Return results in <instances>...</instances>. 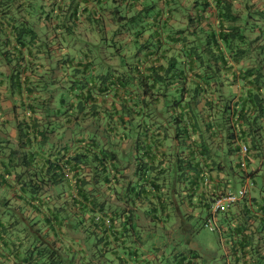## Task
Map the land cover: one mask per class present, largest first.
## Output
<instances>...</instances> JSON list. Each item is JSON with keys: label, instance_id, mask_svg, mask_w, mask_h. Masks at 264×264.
I'll use <instances>...</instances> for the list:
<instances>
[{"label": "trees", "instance_id": "16d2710c", "mask_svg": "<svg viewBox=\"0 0 264 264\" xmlns=\"http://www.w3.org/2000/svg\"><path fill=\"white\" fill-rule=\"evenodd\" d=\"M97 1L105 4V0ZM167 2L168 10L165 13L163 10L158 11V18L155 16L159 28L154 37L164 30V39L170 46L162 53L160 50L163 46L159 38L155 39L157 46L152 51L153 45L149 44V39L141 42L140 37L134 36L129 28L135 18L129 20L122 7L116 8L118 13L115 23H119V31L113 36L108 35L104 21L94 17L91 20L96 25L94 38L90 45L85 46L87 51L84 52L88 60L75 63L74 58L73 63L65 67L71 73V79L56 77L27 82L34 86V90H29L32 96L25 97L27 110L23 120L16 119L17 123L34 124L36 128V124L69 126L72 144H41V149L49 145V158L43 164L37 152L31 150L33 140L27 133L18 149L11 150L8 169L4 173L8 175L2 182L8 186L9 176L18 174L16 182H21L29 189L30 199H24L30 201L31 209L28 214L24 212L17 217L9 202L3 200L7 224L1 218L0 227L12 229L14 239L11 244L13 248L9 250L10 264H95L94 259L102 264L104 259L113 262L110 254L112 245L105 235L101 236L98 244L86 245L87 251H73L71 247L62 250L57 248L55 242H51L49 237L55 236V229H63L55 222L59 213L48 204V199H43L46 194L41 192L43 185H61L71 179L78 197L72 199L73 203L81 200L90 202L92 192L94 194L103 190L108 193L120 183L130 190L124 196L129 193L132 195L131 189L137 190V186H140L143 188L139 190L140 195H144L145 187H151L152 194L156 191L157 195L162 198L164 195L167 200L181 195L187 196L189 201L192 187L204 184V191H208L207 176L219 174L221 177L227 172L231 178L237 177L244 184L247 176L256 172L250 168L255 163L254 158L259 156L256 151H260L264 141V45H257L264 36L252 37L259 25L253 23L251 14L242 19L238 13L234 15V0H195L190 7L199 10L200 14H185L181 19L187 20L188 27L172 31L169 26L177 21L175 14L181 8L174 0ZM248 4L246 2V8ZM212 6L220 10L222 20L232 24L240 19L242 23L225 26L218 34H198L193 41L192 34L196 32L191 31L190 24L203 19V13ZM102 7L106 11L105 5ZM39 39L44 42L47 38ZM130 39L134 40L135 46L130 43ZM177 44H180L181 51L182 47L186 48L187 53L184 55L189 59L188 64H161V57L177 59ZM101 46L104 51H101ZM38 51L46 54L47 50ZM226 52L229 53L230 64ZM156 53H159L156 62L148 63L147 59ZM246 55L248 57L245 58ZM208 59L209 64L206 61ZM246 60H253L247 68L242 64ZM197 62L203 68V80L193 75ZM234 67H240L238 74L233 72ZM15 68L9 84L20 90V66ZM185 68L188 70L183 74ZM223 72L232 74V78L226 77L227 94L223 93L225 85L220 78ZM189 73H192L193 80L188 81L191 76ZM236 87L238 96L233 95ZM105 93L117 98L113 109L100 103ZM22 130L26 132L27 129ZM243 147H246V151H243ZM61 152L62 156L57 154ZM15 155H18L16 161L12 158ZM129 168H134V171L127 174ZM67 173L71 175L70 178ZM187 186H191V190L186 195L183 187ZM165 189L167 191L164 192ZM204 191L200 195L203 196ZM226 192H213L210 198L202 197L198 209H208L209 212L215 198ZM163 202L162 209L165 212L170 205ZM245 210L247 214L255 212L252 205ZM231 211L220 212L226 214L229 223H233L228 216L232 214ZM167 213L172 214L171 211ZM261 214L264 222V210H261ZM211 216L212 212L203 221L207 229L206 222ZM93 217L95 221H100L99 216ZM128 217L132 218L131 215ZM108 218L99 225L106 229L112 228L113 221ZM253 219L250 217L246 221ZM185 227L173 225L171 228L186 231ZM136 230L137 238L143 243L142 230ZM228 230L229 240H240L233 253V264H264V225L260 228L259 238H256L255 230H251L246 222L234 224ZM142 245L134 242L130 251L128 248L124 253L134 264H155L147 258L146 253H142ZM164 246L166 253H169V245ZM155 248L153 243L152 253L156 251ZM174 253L168 255L173 256ZM181 260L185 264L194 263L185 258ZM173 262L170 257L166 260L168 264Z\"/></svg>", "mask_w": 264, "mask_h": 264}, {"label": "crops", "instance_id": "0c3cea01", "mask_svg": "<svg viewBox=\"0 0 264 264\" xmlns=\"http://www.w3.org/2000/svg\"><path fill=\"white\" fill-rule=\"evenodd\" d=\"M174 2L180 6L181 10L175 14L177 21H173V25L169 27L172 31H178L188 27L187 20L181 19L182 16L185 14L195 16L196 13L200 14V12L190 7L195 0H174ZM246 2H249L248 8L245 7ZM100 3L101 2L97 0H0V220L2 218L4 224H7V217L2 208L3 200L9 202L10 207L16 212L17 217L24 212L28 214L31 209L30 201L24 199L25 197L30 199L29 189L21 182H16V176L18 174L9 176V181L7 182H9L10 185L7 186V184L2 182L8 175H4V173L5 170L8 169L11 150L18 149L21 142L26 139L24 135L27 133L28 136L31 135V139L33 140L31 150L37 152L36 154L43 164L44 161L49 158V145H46L42 150L41 144L49 142H58L59 146L65 143H68V145L72 144L70 138L71 132L68 130L69 126L67 128V126L63 124H36V128L34 124L17 123L16 119L23 120L25 111L27 110V99L25 97L27 95L32 96L29 90H34V86H30L27 82H38L46 79L52 80L56 77L63 80L71 79V73L68 72L65 67L66 65H71V63H73L72 59L74 58L75 63H77L78 60L81 62L88 60L85 58L84 52L87 51L85 46H87V44L90 45L94 38L93 35L96 25L92 22L93 18H99L101 22L104 21V28L108 35L113 36L112 34L119 31V23H115L118 13V11L116 12V8L122 7L121 10H123L124 15H126L129 20L135 18V21L129 25V28H131L134 36L138 35L140 37L139 40L141 42L149 39V44L153 45L152 51L157 46L155 42L156 38H159L163 46L160 53H162L164 49L170 47L166 44V40L164 39V30L161 31L156 38L154 37L159 28L155 16L157 17L158 11L163 10V13H165V11L168 10L167 0H105L104 5L106 11H104L102 7L104 5ZM234 5L236 9L234 15L238 13V17L242 19L248 14H251L253 23L259 25L252 37L263 38L264 15H262V12H264V0H234ZM219 11L220 10L212 6L208 11L203 13V19L198 22L193 21L192 24H190L191 31L196 32L192 34L193 41L197 39L198 34L200 36L210 32L218 34L225 26H235L242 23L240 19L232 24L230 21L222 20ZM35 35L37 37H33ZM39 37L42 39L46 37L47 39L42 42ZM140 41L139 45L141 43ZM130 43L132 45L135 44L132 39H130ZM257 45H264V39H261ZM193 47H195V45H193ZM176 48L177 59L173 57H161L159 62L161 64L176 62L177 66L187 65L189 59L184 55L187 53L186 48L182 47L181 51L180 44H177ZM39 49H43V51L47 50L45 51L46 54L40 53L38 51ZM245 49L248 48L246 47ZM101 51H104L103 46H101ZM170 54L169 52L168 55ZM127 55L129 56V54ZM226 56L228 60L230 57L229 53L226 52ZM157 57H159V53L147 59V62L155 63ZM246 57H248V55H246L245 58ZM61 60L63 62H61ZM253 60H246V62L242 64L246 67L251 65ZM206 61L207 64H209V59ZM197 63L193 75H196V79L201 78L203 80V68L199 67L201 63ZM230 63L231 61L228 60V64ZM62 64L64 68H62ZM258 64H260V61H258ZM17 65L20 66L18 71L19 79L22 84H20V90L9 84L13 76L12 72L16 69L15 66ZM144 66L146 67L148 64H144ZM239 69L240 67H234L233 72L238 74ZM187 70V68L182 70L184 72L183 74H185ZM189 75L191 76H189L188 81L193 80L194 77L192 73H189ZM231 76V72H223L220 76L225 85L223 90L224 94H227L226 77L232 78ZM240 78L241 76L239 79ZM233 91L236 92L233 95L238 96L237 87ZM114 100L116 101L117 98L109 93H105L100 103L113 109V105L115 104ZM23 128L27 129L26 132L22 130ZM195 138L194 135V139ZM124 144L126 145V143ZM163 147L165 146L163 145ZM165 148H163V150H165ZM71 151H74V149H71ZM256 153H258L259 156L254 158L253 162L255 163H253L252 168H250V170L255 169L256 172L250 175V177L247 176L245 180L246 183L250 181L254 183L253 190L249 188L248 195L231 208L232 210L237 208L236 217L232 214L228 216L229 218L231 217L233 223L236 225L246 222L251 226V230H255L257 234L256 238H259L260 228L264 225L261 214V210H264V179L261 186L258 185L256 180L264 173V141L262 142L260 151H256ZM53 154H55V152H53ZM57 154L62 156L63 152ZM17 156L18 155H15V157L12 156V158L16 161ZM257 166L258 168H256ZM133 169L134 168H129L127 174L132 173L134 171ZM65 171L67 172V169H65ZM68 173V178H70L71 175ZM218 175L219 174L207 176L206 183L208 187L207 185L206 187L208 191H204V184L201 187L198 185L192 187V196L189 200L191 204L187 201V196L175 195L173 198L169 197V200H167L164 195L163 198L161 195H157L156 191H154L155 194H152V191H150L151 187H145L144 195L139 194V190L143 188L137 186V190L131 189L132 195L129 193L124 196V194L130 192V190H127L126 185L123 186L122 183L118 184L115 188L113 187L111 192L108 193L103 190L99 192L96 191L97 193L94 192V194L90 192L92 194L90 202L81 200L78 203H73L72 199L78 197H76V189H74L71 179H68L61 185H43L44 187L41 192H46L43 199H48V204L55 212L59 213L56 217L58 221L55 220V222L63 229L58 230L60 229L58 226V229L54 228L56 230L55 236L51 235L49 239L51 242L56 243L57 248H62V250L67 249L66 247H71L73 251H83L84 249L87 251V246H89V244L91 246L98 244V240L101 236H108L112 245L111 249L113 250L110 253L113 262L104 259V264H134L133 260L124 253L128 248L130 251L134 242L138 245L143 244L141 247L142 253H146L147 258L154 261L155 264H168L166 260L169 257L173 258V264H185L183 263L184 261L181 260L183 258L190 262L193 261V264H233V253L237 249L240 240L238 238L229 240L228 236L230 230L228 229V231L226 230L225 232L228 241L226 238L222 239V232H219L220 242L228 247H223L221 255L219 253L214 254L215 251L209 248L208 250L211 254L210 258H205L203 255H200L198 251H195L194 247L192 250L175 251L173 256H169V253H166L165 246L158 244L159 238L163 235L171 238L176 237L177 233H180L186 236L185 238L187 239L190 237V233L194 232L193 228H191V224L195 218V209L199 208L202 197L210 198L211 193L218 191L236 192L231 186V182L233 181V178H231L232 176L227 172L223 173L221 177ZM190 188L191 186L183 187L186 195L187 193L190 194ZM89 189H91V187H89ZM165 191L167 190L165 189L164 192ZM203 191L204 194L202 196L200 194ZM131 197L133 199H131ZM163 200L166 201L167 205H170H166L167 209L165 212L162 209ZM241 202L243 203L242 205L240 204ZM192 205L194 207H192ZM251 205L254 208V213L251 212L247 214V210V212L244 213L241 209H246ZM170 211L172 214L167 213ZM93 215L99 216L100 221H95ZM106 215L113 221L112 228L110 229H106L104 226L99 225L102 220L108 218ZM130 215L132 218L129 219L128 216ZM217 215H219V217L222 216V222L228 221L226 219V214L217 213ZM250 217H254V219L246 221ZM173 225L186 226L185 228L187 230L185 231L184 229L183 231V229H178L179 231H177L171 228ZM137 228L143 232L141 237L144 239H142L143 243L137 238ZM153 233L155 235H152ZM12 235V229L6 230L0 227V264H10L8 257L9 250L13 248L11 245L14 241ZM153 243H155L156 251L152 253L151 246ZM189 246L190 243L188 241L186 248H189ZM92 250L93 249L90 251L92 252ZM95 250L98 251V247H96ZM95 250L93 252H95ZM220 256L224 258L221 260L219 259ZM192 258H194V260ZM220 260L221 263H218ZM122 261H124V263H122ZM94 263L102 264L98 259H94Z\"/></svg>", "mask_w": 264, "mask_h": 264}, {"label": "rangeland", "instance_id": "374dc122", "mask_svg": "<svg viewBox=\"0 0 264 264\" xmlns=\"http://www.w3.org/2000/svg\"><path fill=\"white\" fill-rule=\"evenodd\" d=\"M117 38L118 36H116V39ZM88 130H90V128ZM263 174L260 177H258V179L256 180L259 186L263 184V179H264ZM232 180L233 181L231 182V186L233 190L236 191L233 193L236 195H239L240 190L245 186L246 182L242 184V181H240V179L237 177H234ZM249 183H253V182L250 181ZM249 188L251 190L253 188V185L249 184ZM240 204L242 205L243 203L241 202ZM241 209L243 210L244 213L246 212L244 208H241ZM207 211L208 209H201V210L195 209V218L191 224V228H193L194 233L190 235L188 239L185 238L186 236L181 235L180 233H177L176 237H171V238H168L166 235H163V236L161 235L162 237L159 238L158 244H162V245L168 244L169 248L167 250L169 251L170 255L174 253L175 251H178V252L185 251L186 249L192 250L193 247L195 248V251L199 252L200 255L204 254L205 258L211 257L209 250H207L209 248H212V250L218 252L221 255V250L223 249V247H228V246L220 242L219 232L220 231L222 232V235H223L222 239H225L226 230L230 226H233L234 223H229L228 221L222 222V216L219 217V215H217L216 222H217L218 229L212 232L203 226V221L209 216L208 213L212 212L211 210H209V212ZM236 214H237V208L232 210V215L236 217ZM188 241L190 243V246L189 248H186ZM220 258L221 256L219 257V259ZM218 263H221V261H219Z\"/></svg>", "mask_w": 264, "mask_h": 264}, {"label": "built area", "instance_id": "2783aa9c", "mask_svg": "<svg viewBox=\"0 0 264 264\" xmlns=\"http://www.w3.org/2000/svg\"><path fill=\"white\" fill-rule=\"evenodd\" d=\"M243 151H246V147H243ZM246 169V165L243 164ZM249 182L240 190L239 195L233 192H226L223 195L216 198L212 206V216L207 219L206 227L214 231L218 229L215 215L220 212H226L230 210L235 204H237L241 199L245 198L249 193Z\"/></svg>", "mask_w": 264, "mask_h": 264}]
</instances>
